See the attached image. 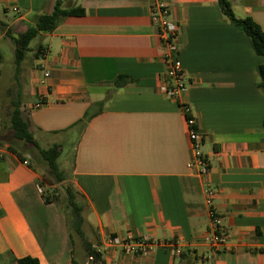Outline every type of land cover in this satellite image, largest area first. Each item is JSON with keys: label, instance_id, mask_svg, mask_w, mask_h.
I'll return each mask as SVG.
<instances>
[{"label": "crops", "instance_id": "1", "mask_svg": "<svg viewBox=\"0 0 264 264\" xmlns=\"http://www.w3.org/2000/svg\"><path fill=\"white\" fill-rule=\"evenodd\" d=\"M163 1L177 25L178 57L189 82L184 99L202 135L205 175L188 168L194 154L184 118L159 91L162 48L147 0H70L66 9L79 6L83 14L39 36L45 57L13 95L36 140L59 145L63 183L86 202L85 238L103 264H178L180 255L194 264H264V57L216 0ZM228 2L236 18H250L264 33V0ZM53 4L0 0V13L12 14L0 25L23 33ZM42 69L50 71L48 79ZM119 76L129 82L116 87ZM40 99L46 105L35 109ZM10 101L0 102V264L24 257L81 264L84 248L70 240L62 201L46 204L38 191L56 186L12 138ZM82 120L83 127L70 130ZM211 207L225 236L218 250L207 245ZM128 236L173 243L178 254L161 246L146 256L103 249L109 238Z\"/></svg>", "mask_w": 264, "mask_h": 264}, {"label": "trees", "instance_id": "2", "mask_svg": "<svg viewBox=\"0 0 264 264\" xmlns=\"http://www.w3.org/2000/svg\"><path fill=\"white\" fill-rule=\"evenodd\" d=\"M218 7L222 14L226 17L230 24L239 32L245 35L252 44L254 52L258 56L264 57V33L250 18L238 19L233 14L230 3L228 0H216ZM83 14L82 9L79 6L71 8H63L61 0H54L53 8L50 13L39 14L35 16L32 25H27L26 30L23 33H19L14 39L15 50H14V65L16 67V73L20 71L22 62L25 59V54L30 50V43L41 34L51 33L57 25L69 17H79ZM43 46L40 44L37 47L36 58H40L42 54ZM2 56L0 54V63ZM16 74V75H17ZM1 77V70H0ZM259 77L261 84L264 82V65L259 67ZM129 82L127 76H119L115 81L114 85L119 87L124 83ZM97 106L102 107L103 101L97 103ZM8 120L10 128L13 131L12 138L22 143L24 147L34 148L37 150V156H31V159L37 162H42L46 166L47 176L53 178L56 184L63 185L64 196L55 194V191L42 192L44 203L48 204L61 200L63 203L64 213L66 217L67 228L69 232L70 240L72 244H75V236L81 241L84 248V253L87 258H91L88 264H103L101 256L86 241L84 233L85 225V211L87 209L86 202L80 194H78L72 188L70 183H63L65 177L60 170L58 159L60 156L59 145L53 144L47 149L40 147L38 141L34 135L29 131L27 122L22 117L21 102L19 99L10 102ZM88 114H84V121H87ZM80 121L74 124L71 129L79 128L84 126V121ZM10 150L14 153L15 150ZM19 159L23 160L21 154L16 153ZM194 259H190L185 255L179 256L178 264H194ZM12 264H38L36 260L30 257H24L15 260ZM71 264H78L75 260L71 261Z\"/></svg>", "mask_w": 264, "mask_h": 264}, {"label": "built area", "instance_id": "3", "mask_svg": "<svg viewBox=\"0 0 264 264\" xmlns=\"http://www.w3.org/2000/svg\"><path fill=\"white\" fill-rule=\"evenodd\" d=\"M147 2L148 14L151 23L155 27L156 36L162 48L161 60L164 66V82L159 91L166 98L177 104L184 118L187 138L192 146L194 154V160L188 164V168L191 169L196 166L198 167L199 174L205 175L208 172V164L199 152L202 135L198 131L196 120L191 115L190 107L184 99L189 82L178 57L179 50L176 44L177 25L170 20L169 8L163 0H147ZM44 57L45 51L42 50L41 59L43 60ZM42 72L44 80L50 77V71L48 69H42ZM45 105V100L40 99V101L35 104L34 108L40 109ZM38 191L40 193L43 192L41 187H38ZM206 194L210 197L212 192L207 190ZM208 204H210L209 199ZM209 218L211 234L207 239V245L211 249L218 250L224 246L225 236L221 229L220 217L212 207L209 209ZM153 246L166 247L172 249L174 255L178 254V251L174 249L173 243L157 242L148 238H134L132 236H128L124 239L116 237L109 238L105 241L103 249L115 248L125 254L146 256ZM94 250L100 253L99 250ZM88 261H91V258H89Z\"/></svg>", "mask_w": 264, "mask_h": 264}, {"label": "rangeland", "instance_id": "4", "mask_svg": "<svg viewBox=\"0 0 264 264\" xmlns=\"http://www.w3.org/2000/svg\"><path fill=\"white\" fill-rule=\"evenodd\" d=\"M69 1L70 0H63L62 7L66 8L67 7L66 5L69 4ZM11 19H12V14H8L6 15V17H4L0 13V22L9 23ZM0 33H4L3 39L0 43V54L2 56L0 63L1 78H2L1 87H0V102H4L5 100H7L8 102V100L11 101L15 100V96L13 95V93L15 92L14 90L16 88H18V90H21V88L25 86L28 70L32 67H35V64L39 60L36 58L35 54L37 53V47L43 42V39L41 37H37L30 43L29 45L30 50L25 54V59L22 62L21 67L19 69L20 71L17 74L16 67L14 65V50L16 48L14 39L17 37L19 33H16L14 31L13 32L7 31L5 30V27H2L1 25H0ZM15 76L16 79H14ZM9 105L10 103L8 104V106H6L7 113L9 112ZM37 140L40 147L43 149H47L52 145V143L45 141V139L40 136H37ZM21 153L23 155L28 154L33 157L37 156V150H35L34 148L24 147L23 145H22ZM34 166L39 170L40 176L45 177V179L48 182L53 183L56 186L53 189V191H55V194L61 195L63 197L64 196L63 185L56 184L53 178H49L47 176L46 166L43 165L42 162L39 163L37 161H34ZM41 188L43 191L46 190V189L44 190L42 186ZM46 191H49V189ZM51 191L52 189H50V192ZM75 242L76 244L81 243V241L76 236H75ZM88 259L89 258H87L84 253V259L80 261L81 264H88L89 262Z\"/></svg>", "mask_w": 264, "mask_h": 264}]
</instances>
